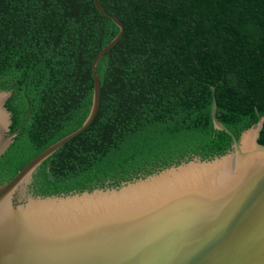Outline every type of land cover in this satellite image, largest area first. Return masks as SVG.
Segmentation results:
<instances>
[{"label":"trees","instance_id":"16d2710c","mask_svg":"<svg viewBox=\"0 0 264 264\" xmlns=\"http://www.w3.org/2000/svg\"><path fill=\"white\" fill-rule=\"evenodd\" d=\"M98 2L123 30L95 67L97 112L35 167L29 193L226 152L212 96L235 138L264 115V0ZM117 31L92 0H0V87L11 90L9 131L19 127L0 183L81 124L90 61Z\"/></svg>","mask_w":264,"mask_h":264},{"label":"water","instance_id":"95a60500","mask_svg":"<svg viewBox=\"0 0 264 264\" xmlns=\"http://www.w3.org/2000/svg\"><path fill=\"white\" fill-rule=\"evenodd\" d=\"M92 3L118 31L90 61L91 102L81 124L0 183V264H264V145L257 142L264 115L235 138L216 118L213 96L210 119L231 138L226 152L28 192L35 167L97 112L95 67L123 26ZM9 88L0 87V155L19 129L9 131Z\"/></svg>","mask_w":264,"mask_h":264}]
</instances>
